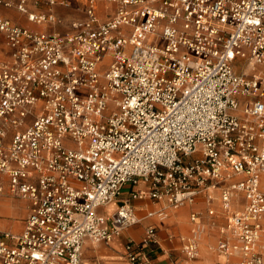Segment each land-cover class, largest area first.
<instances>
[{"label":"built area","instance_id":"1","mask_svg":"<svg viewBox=\"0 0 264 264\" xmlns=\"http://www.w3.org/2000/svg\"><path fill=\"white\" fill-rule=\"evenodd\" d=\"M68 33H35L0 16L10 57L0 62V198L24 200L20 232L0 233V264H82L83 247L111 243L140 222L131 200L165 207L219 204L217 250L264 264V0H102ZM0 0L36 23L61 24ZM146 184L112 215L100 209L125 186ZM182 251L199 256L203 225L191 214ZM158 229L125 245L130 264H152ZM219 264H230L228 262Z\"/></svg>","mask_w":264,"mask_h":264},{"label":"crops","instance_id":"2","mask_svg":"<svg viewBox=\"0 0 264 264\" xmlns=\"http://www.w3.org/2000/svg\"><path fill=\"white\" fill-rule=\"evenodd\" d=\"M65 1L68 5H57L50 9L46 5L40 7H29L30 12L36 14H48L52 12L60 20L61 24H47L36 23L28 20L27 16L21 14L16 9H5L0 7V16L10 19L14 24L24 27L35 33H68L71 31V23L77 20H83L86 18L85 14V0H59ZM117 9V5L112 2L99 1L96 5V13L100 21L104 22L114 16ZM0 49L3 50L0 56V61H6L10 57V49L8 48L6 41L2 34H0ZM146 184H140L139 186H125L122 195L119 200L112 203L115 205V209H112L110 204L106 208L100 209V213L105 215H112L122 201L129 198L132 193L141 190H146ZM4 197H1L2 199ZM26 204L25 215L21 219H16L14 224H10V220H0V231L2 228L20 232L23 229L24 220L28 216V204ZM131 206L133 208L134 215L140 220L139 223L126 229L120 237L115 238L111 243H99L95 246L90 242H87L83 247L82 263L84 259L85 251L91 255L101 256L103 260L112 258L110 256H104L108 251L117 253L122 252L125 256V245L129 241H140L145 233L146 228L149 226H155L158 229V243L152 245L148 249V253L151 257L152 264H219L228 262L230 264H237L238 257H226L224 254L217 250L218 241L222 237L220 234V228L225 224L224 216L219 204H215L216 216H209L207 214V207L202 197L197 198L193 205H187L179 210L168 211V217L161 219L158 216L149 217V214L160 211L165 207L164 201H157L151 199L148 195L143 198L132 199ZM181 211V212H179ZM199 213L200 221L204 228L202 234V240L200 244L199 256L194 259H188L182 251V236H188L191 234L193 224L191 222V214ZM10 228V229H9ZM1 233V232H0ZM126 257V256H125ZM122 259L121 257H116ZM94 264H98L95 262Z\"/></svg>","mask_w":264,"mask_h":264},{"label":"rangeland","instance_id":"3","mask_svg":"<svg viewBox=\"0 0 264 264\" xmlns=\"http://www.w3.org/2000/svg\"><path fill=\"white\" fill-rule=\"evenodd\" d=\"M1 8H4V7H1ZM13 8L16 9L15 7ZM13 8H5V9H13ZM23 15L27 16L26 14H23ZM2 53H3V50L0 49V56L2 55ZM0 62H3V61H0ZM111 207L112 209L116 208L114 204H112ZM25 209H26V204L23 201H21V199L12 198V197H4L0 199V211H1L0 220L7 219V220H10V224H14L16 219L17 220L21 219L25 215ZM199 216H201V214H199ZM3 231H10V230H7V229L4 230V228H2L0 232H3ZM104 256H110L112 258H107L103 260L101 256L91 255L85 251L82 264H94L95 262H97L98 264H130V262L127 260V258L124 256L122 252L114 253V252L108 251ZM116 257H121L122 259H117Z\"/></svg>","mask_w":264,"mask_h":264},{"label":"bare ground","instance_id":"4","mask_svg":"<svg viewBox=\"0 0 264 264\" xmlns=\"http://www.w3.org/2000/svg\"><path fill=\"white\" fill-rule=\"evenodd\" d=\"M3 206V205H2ZM109 206V205H108ZM1 212V211H0ZM95 246H97V245H95Z\"/></svg>","mask_w":264,"mask_h":264}]
</instances>
